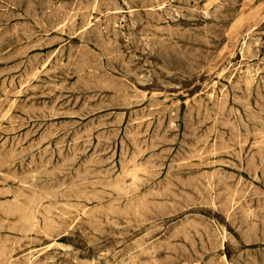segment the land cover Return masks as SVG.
I'll return each instance as SVG.
<instances>
[{"label":"rangeland","instance_id":"1","mask_svg":"<svg viewBox=\"0 0 264 264\" xmlns=\"http://www.w3.org/2000/svg\"><path fill=\"white\" fill-rule=\"evenodd\" d=\"M0 264H264V0H0Z\"/></svg>","mask_w":264,"mask_h":264},{"label":"bare ground","instance_id":"2","mask_svg":"<svg viewBox=\"0 0 264 264\" xmlns=\"http://www.w3.org/2000/svg\"><path fill=\"white\" fill-rule=\"evenodd\" d=\"M35 189V188H34ZM36 191V190H35Z\"/></svg>","mask_w":264,"mask_h":264}]
</instances>
